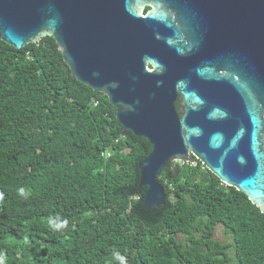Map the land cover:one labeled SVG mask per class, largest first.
Listing matches in <instances>:
<instances>
[{
  "label": "trees",
  "instance_id": "obj_1",
  "mask_svg": "<svg viewBox=\"0 0 264 264\" xmlns=\"http://www.w3.org/2000/svg\"><path fill=\"white\" fill-rule=\"evenodd\" d=\"M115 114L51 36L19 49L0 40V261L264 264V214L192 155L162 169L165 202L145 209L138 164L151 147ZM56 216L68 227L52 230Z\"/></svg>",
  "mask_w": 264,
  "mask_h": 264
},
{
  "label": "water",
  "instance_id": "obj_2",
  "mask_svg": "<svg viewBox=\"0 0 264 264\" xmlns=\"http://www.w3.org/2000/svg\"><path fill=\"white\" fill-rule=\"evenodd\" d=\"M213 2L209 29L203 0H0V40L51 36L121 130L149 143L147 210L165 202L162 169L192 155L264 214V0H220V16Z\"/></svg>",
  "mask_w": 264,
  "mask_h": 264
},
{
  "label": "flooded vegetation",
  "instance_id": "obj_3",
  "mask_svg": "<svg viewBox=\"0 0 264 264\" xmlns=\"http://www.w3.org/2000/svg\"><path fill=\"white\" fill-rule=\"evenodd\" d=\"M202 7H203V11L206 13L207 26L209 27V29H211L212 23H213V18H214V2H213V0H203ZM163 9L165 11L171 13L172 16H174V17L176 16V14L174 12V9L172 7L164 6ZM151 10H153V6H152L151 3H144L142 5V13L143 14H147ZM218 14L220 16V0H219V11H218ZM211 38L212 37H207V39H211ZM177 107H178V102H177Z\"/></svg>",
  "mask_w": 264,
  "mask_h": 264
},
{
  "label": "clouds",
  "instance_id": "obj_4",
  "mask_svg": "<svg viewBox=\"0 0 264 264\" xmlns=\"http://www.w3.org/2000/svg\"><path fill=\"white\" fill-rule=\"evenodd\" d=\"M18 195L24 197L27 199V194L25 192V189L23 187L17 189ZM0 199H3L2 194H0ZM48 226L54 230V231H62L63 229L68 227V220L67 219H61L59 216H56L55 218L49 217L48 219ZM122 264L124 261V257H118ZM0 264H3L2 261H0Z\"/></svg>",
  "mask_w": 264,
  "mask_h": 264
},
{
  "label": "rangeland",
  "instance_id": "obj_5",
  "mask_svg": "<svg viewBox=\"0 0 264 264\" xmlns=\"http://www.w3.org/2000/svg\"><path fill=\"white\" fill-rule=\"evenodd\" d=\"M214 237L223 241V242L230 241L229 237L223 232L222 227L219 225L215 228ZM177 238L181 240L182 236L178 235Z\"/></svg>",
  "mask_w": 264,
  "mask_h": 264
},
{
  "label": "built area",
  "instance_id": "obj_6",
  "mask_svg": "<svg viewBox=\"0 0 264 264\" xmlns=\"http://www.w3.org/2000/svg\"><path fill=\"white\" fill-rule=\"evenodd\" d=\"M108 155V154H107Z\"/></svg>",
  "mask_w": 264,
  "mask_h": 264
}]
</instances>
